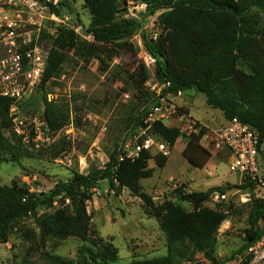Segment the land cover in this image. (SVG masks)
Returning <instances> with one entry per match:
<instances>
[{"label":"rangeland","instance_id":"1","mask_svg":"<svg viewBox=\"0 0 264 264\" xmlns=\"http://www.w3.org/2000/svg\"><path fill=\"white\" fill-rule=\"evenodd\" d=\"M50 3L56 6L55 10L48 6ZM159 14L150 15L146 6L139 3L120 4L119 19L134 20L138 28L134 36L121 41L120 47H109L110 55L117 54L116 57L111 59L109 54L98 53L87 62L71 53L61 72L46 88L38 89L19 105L25 124L22 132L1 131V135L6 143L23 148L20 152L25 157H19L18 152L0 157V186L16 182L32 192H49L59 182L71 180L75 173L88 175L95 169L104 168L111 155L125 150L128 143L133 144L137 139L162 140L152 127L144 128L139 124L138 117L144 108L143 93H139L133 83L134 70L143 65L148 76L146 89L152 92L149 82L157 81L156 60L146 44L157 42L165 35L158 22ZM0 19V55L8 39L9 24L13 25L17 36L18 50L32 44L47 49L45 46L50 44L48 36H56L61 26L74 30L84 42L93 40L88 33L92 16L84 0H0ZM46 101L64 105L70 113V124L56 132L49 131L44 118ZM179 103L182 105L180 111L166 125L179 129L180 138L172 147L164 168H158L153 160L149 162L154 175L142 181L143 191L157 206L172 202L191 212L193 205L183 201L181 194L206 192L213 188L225 190L228 195L225 200L211 197L203 204L204 208L219 210L226 215L218 231L215 253L217 261L225 264L246 244L252 204L255 200H264V193L240 186L238 177L229 170L227 152L211 153L212 157L203 169L196 168L183 157L192 132L190 127L195 122L208 128L207 137L211 139L225 123L219 111L207 106L206 97L201 93L188 91ZM14 134L22 139L21 145L15 144ZM61 140L65 141L68 150L53 159V145ZM208 143L201 141L204 148ZM151 154L158 156L155 150ZM261 166L264 172V157ZM87 205L91 216L87 241L75 237L66 241L41 237L34 220L24 219L9 239L0 243V264H47L46 255L60 256L76 263L83 249L109 246L118 252V260L109 264H130L134 259H152L168 254L166 234L158 219L128 189L101 182ZM185 264L212 262L197 254L194 262Z\"/></svg>","mask_w":264,"mask_h":264},{"label":"trees","instance_id":"2","mask_svg":"<svg viewBox=\"0 0 264 264\" xmlns=\"http://www.w3.org/2000/svg\"><path fill=\"white\" fill-rule=\"evenodd\" d=\"M84 1L92 16L88 33L93 40L84 42L74 30L63 26L57 29L56 36H48L50 44L45 47L49 57L40 90L61 72L71 53L88 62L98 53L110 55V46L120 47L125 37L134 36L138 24L134 20L119 19L120 4L139 3L146 6L150 15L160 13L158 22L164 28V36L146 44L156 60V80L169 82L173 91L194 90L205 95L208 107L222 112L226 122L238 119L256 130L260 144L264 145V0ZM48 6L56 9L51 3ZM116 56L110 55V58ZM134 71L133 83L137 91L143 93L144 108L138 121L147 128L145 119L156 105V99L145 87L148 81L146 67L139 66ZM12 105L11 99L0 96V157L18 152L23 158L25 156L20 152L23 148L6 143L1 135V131L14 130ZM45 107L44 118L49 131L56 132L70 124V113L64 105L46 101ZM186 113L190 114L189 111ZM194 129L196 132L189 135L182 155L193 166L203 169L212 157L201 145L208 128L197 122ZM152 131L172 147L180 138L179 129L162 121L155 122ZM14 141L22 144L18 136ZM67 150L65 141H57L51 156L58 159ZM260 156L261 159L264 157V150L260 151ZM167 159L144 151L132 160L126 158L123 149L113 153L104 168L95 169L88 175L75 173L71 180L59 182L49 192H32L16 182L0 186V243L6 242L20 222L28 218L34 220L41 237H57L60 241L75 237L87 241L91 232L87 204L100 183L106 181L111 187L118 184L140 198L166 234V256L134 259L130 264H185L194 262L197 254H202L212 264H222L215 258V253L218 231L226 215L204 208L203 204L215 192L225 193V190L213 188L181 194L183 201L193 205L191 212L172 202L157 206L143 191L142 181L154 175V169L149 167L151 160L162 169ZM50 210L54 212L50 213ZM262 222L264 200H255L249 215L246 244L237 251L260 237ZM46 256L47 264H109L118 260V252L112 246L83 249L76 263L60 256Z\"/></svg>","mask_w":264,"mask_h":264},{"label":"built area","instance_id":"3","mask_svg":"<svg viewBox=\"0 0 264 264\" xmlns=\"http://www.w3.org/2000/svg\"><path fill=\"white\" fill-rule=\"evenodd\" d=\"M8 28V39L4 42V52L0 55V96L13 101L10 113L14 130L21 133L25 124L19 105L40 88L49 53L36 45L23 51L18 50L13 25L9 24ZM151 61L155 62L152 58ZM149 87L155 96L156 105L145 119V124L152 127L157 121L166 124L174 120L182 107L179 102H182L185 93L171 90V84L166 81L149 82ZM195 123L190 127L192 132H196ZM215 133L212 139L207 135L202 139L204 142L209 141L205 148L216 155L227 152L230 156L229 170L238 177L240 186L253 187L264 193V172L260 156L264 145L260 144L257 131L238 119H233L227 121L225 126ZM171 149L172 146L168 142L153 139H137L133 144L128 143L125 146L126 158L132 160L144 151L152 153L153 150L158 155L168 157ZM227 196V193L221 192L212 195L216 200H225ZM225 264H264V222L261 224L260 237L253 244L233 254Z\"/></svg>","mask_w":264,"mask_h":264},{"label":"crops","instance_id":"4","mask_svg":"<svg viewBox=\"0 0 264 264\" xmlns=\"http://www.w3.org/2000/svg\"><path fill=\"white\" fill-rule=\"evenodd\" d=\"M212 109H213V108H212ZM214 110H215V109H214ZM215 111H219V110H215ZM219 113H220L221 117H223V121H224V123H226V120H225V118H224L222 112L219 111ZM189 116H190L192 119H194V118L191 116V114H189ZM199 123H200V122H199ZM215 125L217 126V123H216ZM220 128H221V126H220L218 129H220ZM216 131H217V130H216Z\"/></svg>","mask_w":264,"mask_h":264},{"label":"water","instance_id":"5","mask_svg":"<svg viewBox=\"0 0 264 264\" xmlns=\"http://www.w3.org/2000/svg\"><path fill=\"white\" fill-rule=\"evenodd\" d=\"M131 36H127V37H125V38H130Z\"/></svg>","mask_w":264,"mask_h":264}]
</instances>
